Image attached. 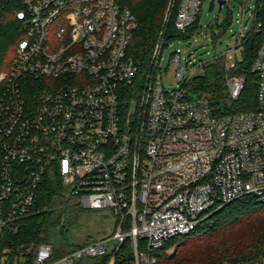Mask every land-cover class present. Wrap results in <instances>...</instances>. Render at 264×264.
Segmentation results:
<instances>
[{
  "label": "built area",
  "instance_id": "2783aa9c",
  "mask_svg": "<svg viewBox=\"0 0 264 264\" xmlns=\"http://www.w3.org/2000/svg\"><path fill=\"white\" fill-rule=\"evenodd\" d=\"M22 2L21 36L10 66L0 69V264H79L128 240L136 264H156L152 250L192 232L208 213L244 195L264 202V0L252 31L263 32L252 64L257 106L225 116H214L206 100L188 99L185 86L164 87L160 62L182 38L166 44L162 30L143 73L129 55L137 19L116 0ZM202 5L170 0L164 24L175 16L185 33ZM184 58L177 46L180 79ZM228 82L238 99L245 77ZM50 171L83 209L109 212L113 229L62 254L49 243L14 252L8 235L32 211Z\"/></svg>",
  "mask_w": 264,
  "mask_h": 264
},
{
  "label": "trees",
  "instance_id": "16d2710c",
  "mask_svg": "<svg viewBox=\"0 0 264 264\" xmlns=\"http://www.w3.org/2000/svg\"><path fill=\"white\" fill-rule=\"evenodd\" d=\"M23 0H0V68L10 65L14 48L21 36L16 11ZM122 8L130 9L138 26L129 46V55L142 62L145 73L151 65L152 53L164 30L168 44L188 38L198 26L195 23L182 33L176 29L174 17L164 24L170 0H116ZM264 24V9L258 11ZM263 40V32H252L242 42L244 58L236 61L231 74L244 76L246 85L238 99L230 95L226 57H216L203 65V72L185 83L187 98L206 100L214 116L236 114L256 108L258 103L257 73L252 70L254 58ZM140 87L125 97L131 103ZM84 209L68 195L60 177L48 172L35 206L20 219L16 231L8 235L6 245L19 252L31 245L49 243L57 254L66 247H81L89 242L70 241L65 231L74 227ZM140 249L144 242L140 240ZM156 264H264V202L256 196L244 195L208 213L190 233L174 237L164 246L152 250ZM79 264H136L134 244L126 241L118 250L105 255L86 257Z\"/></svg>",
  "mask_w": 264,
  "mask_h": 264
},
{
  "label": "rangeland",
  "instance_id": "374dc122",
  "mask_svg": "<svg viewBox=\"0 0 264 264\" xmlns=\"http://www.w3.org/2000/svg\"><path fill=\"white\" fill-rule=\"evenodd\" d=\"M210 1L203 0L202 9L198 12L199 23L193 34L165 49L159 76L167 90L183 87L188 79L203 72L206 62L219 56L227 58L228 52L230 64L244 58L242 42L253 31L254 9L259 0H227L221 9L217 1L212 10L209 9ZM177 46L184 49L185 55L182 63L186 68L182 79L179 78L178 64L172 61V53ZM228 72V79L235 75H230L231 70ZM113 223L114 217L109 212L84 209L79 213L74 227L65 231V236L78 243L99 240L110 234Z\"/></svg>",
  "mask_w": 264,
  "mask_h": 264
},
{
  "label": "water",
  "instance_id": "95a60500",
  "mask_svg": "<svg viewBox=\"0 0 264 264\" xmlns=\"http://www.w3.org/2000/svg\"><path fill=\"white\" fill-rule=\"evenodd\" d=\"M217 1L219 4V9H221L222 6L227 3V0H217ZM215 4H216V0H211L209 3V9L212 10L215 7Z\"/></svg>",
  "mask_w": 264,
  "mask_h": 264
}]
</instances>
